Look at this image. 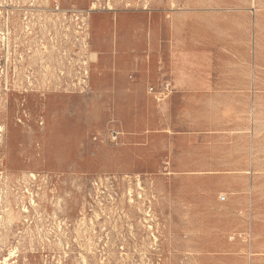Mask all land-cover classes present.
<instances>
[{
    "label": "rangeland",
    "instance_id": "1",
    "mask_svg": "<svg viewBox=\"0 0 264 264\" xmlns=\"http://www.w3.org/2000/svg\"><path fill=\"white\" fill-rule=\"evenodd\" d=\"M0 264H264V0H0Z\"/></svg>",
    "mask_w": 264,
    "mask_h": 264
},
{
    "label": "crops",
    "instance_id": "2",
    "mask_svg": "<svg viewBox=\"0 0 264 264\" xmlns=\"http://www.w3.org/2000/svg\"><path fill=\"white\" fill-rule=\"evenodd\" d=\"M187 109L186 106L184 105V110Z\"/></svg>",
    "mask_w": 264,
    "mask_h": 264
}]
</instances>
